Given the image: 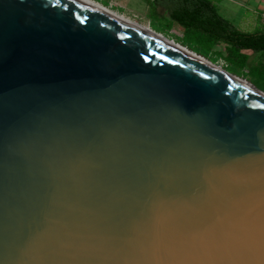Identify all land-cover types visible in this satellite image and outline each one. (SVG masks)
Instances as JSON below:
<instances>
[{
  "label": "water",
  "instance_id": "1",
  "mask_svg": "<svg viewBox=\"0 0 264 264\" xmlns=\"http://www.w3.org/2000/svg\"><path fill=\"white\" fill-rule=\"evenodd\" d=\"M212 64L0 0V264H264V92Z\"/></svg>",
  "mask_w": 264,
  "mask_h": 264
},
{
  "label": "rangeland",
  "instance_id": "2",
  "mask_svg": "<svg viewBox=\"0 0 264 264\" xmlns=\"http://www.w3.org/2000/svg\"><path fill=\"white\" fill-rule=\"evenodd\" d=\"M106 6L116 14L126 16L134 22L150 27L164 37L185 45L189 51L205 57L208 61L222 67L225 71L235 74L264 92V56L251 51H243L249 56V61L242 69L237 62L221 60L228 54L223 43L211 44L202 33L187 34L184 29L173 22L165 8L159 7L153 0L145 2L148 6L136 5L132 2L126 7L110 4V0H94ZM218 13L243 32L264 30V21L260 17L264 8V0H215ZM228 69V70H227ZM252 71V72H251ZM251 72V73H250Z\"/></svg>",
  "mask_w": 264,
  "mask_h": 264
},
{
  "label": "trees",
  "instance_id": "3",
  "mask_svg": "<svg viewBox=\"0 0 264 264\" xmlns=\"http://www.w3.org/2000/svg\"><path fill=\"white\" fill-rule=\"evenodd\" d=\"M153 2L165 8L170 19L184 29L185 36L202 33L211 44H225L228 54L224 58L221 57V60L226 64L237 62L243 69L249 61V56L243 54V51L264 56V30L249 33L237 29L230 21L219 15L215 0H153Z\"/></svg>",
  "mask_w": 264,
  "mask_h": 264
},
{
  "label": "bare ground",
  "instance_id": "4",
  "mask_svg": "<svg viewBox=\"0 0 264 264\" xmlns=\"http://www.w3.org/2000/svg\"><path fill=\"white\" fill-rule=\"evenodd\" d=\"M82 1H84V2H86V3H88V4H90V5H93V6L99 8V9H101V10H103V11H106V12H108V13H110V14H112V15L118 17V18H120L121 20H123V21H125V22H127V23H129V24H131V25H133V26H135V27L141 29L142 31H144V32H146V33L152 35L153 37L159 39L160 41L166 43L167 45L173 47L174 49H176V50L182 52L183 54H185V55H187V56H189V57H191V58H193V59H195V60H197V61H199V62L206 63V64H207V62H208V61H206V60H204V59H202V58L197 57L196 55H194L193 53H191L189 50L181 48L180 45H178L176 42H174V41H172V40H170V39L164 37L162 34H159V33L155 32L154 30H152V29H151L150 27H148V26H145V25H143V24H141V23L134 22V21H132L131 19H129L128 17H126V16H122V15L116 14L115 12H113V11H111V10L105 8L104 6H102V5H100V4L96 3V2H93L92 0H82ZM209 65H210V64H209ZM211 66H212L216 71L220 72L221 74H223V75H225V76H229V75H230V74L227 73L222 67H220V66H218V65H216V64H215V65L212 64ZM244 82H246V81H244Z\"/></svg>",
  "mask_w": 264,
  "mask_h": 264
},
{
  "label": "crops",
  "instance_id": "5",
  "mask_svg": "<svg viewBox=\"0 0 264 264\" xmlns=\"http://www.w3.org/2000/svg\"><path fill=\"white\" fill-rule=\"evenodd\" d=\"M92 1L96 2L94 0H92ZM146 1L149 2V0H146ZM109 2H110V4H115V5L119 6V7H126V6H128V4L130 2H132V3L136 4V5H141L143 7L148 6V4L145 2V0H110ZM96 3L102 5L99 2H96ZM104 7L107 8L106 6H104Z\"/></svg>",
  "mask_w": 264,
  "mask_h": 264
},
{
  "label": "built area",
  "instance_id": "6",
  "mask_svg": "<svg viewBox=\"0 0 264 264\" xmlns=\"http://www.w3.org/2000/svg\"><path fill=\"white\" fill-rule=\"evenodd\" d=\"M260 17L264 21V8L261 10Z\"/></svg>",
  "mask_w": 264,
  "mask_h": 264
}]
</instances>
